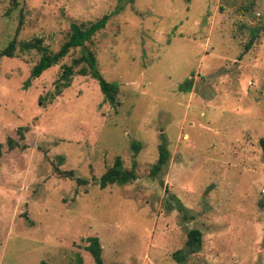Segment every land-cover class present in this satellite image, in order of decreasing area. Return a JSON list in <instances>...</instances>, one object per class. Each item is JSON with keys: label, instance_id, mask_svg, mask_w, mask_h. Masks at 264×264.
<instances>
[{"label": "rangeland", "instance_id": "1", "mask_svg": "<svg viewBox=\"0 0 264 264\" xmlns=\"http://www.w3.org/2000/svg\"><path fill=\"white\" fill-rule=\"evenodd\" d=\"M102 15L84 45L115 104L89 75L55 89L79 47L33 78L38 52L0 57V264H94L88 236L102 264H264V0H0V49ZM115 156L135 179L100 188Z\"/></svg>", "mask_w": 264, "mask_h": 264}, {"label": "trees", "instance_id": "2", "mask_svg": "<svg viewBox=\"0 0 264 264\" xmlns=\"http://www.w3.org/2000/svg\"><path fill=\"white\" fill-rule=\"evenodd\" d=\"M120 2L127 1L129 3L133 0H118ZM12 4H16L17 0H11ZM120 5H118L119 7ZM117 7V8H118ZM106 21V15H102L93 22L87 24L70 22L68 25V32L66 39L61 42L55 51L49 50V48L42 43V39L38 36H34L27 40L16 41L12 37L8 42L0 49V57H11L15 54V51H30L34 50L39 53V57L33 63L29 70V78L38 76L46 68L56 64L62 57H64L69 50L79 47V54L70 59L68 64H61L58 78L55 80V89L59 90L69 84L70 78L73 74L89 75L98 84V88L103 97L110 104L116 103L117 84L114 82L106 81L99 73L93 52L88 49L84 42L88 41L90 37L99 29L104 26ZM21 14H19L15 32L19 29L21 24ZM26 83V82H25ZM190 80L187 79L181 86L188 88ZM18 137L22 138L21 129L18 128ZM6 144L8 148H12L16 143L7 138ZM259 144L264 147V138L259 139ZM131 147L134 152L138 148L136 142L131 143ZM168 157L167 150L165 148V142H161L157 145V157L155 162L150 167V175H155L162 165L166 162ZM134 163L131 164L129 169L122 167L120 158L115 156L112 164L107 167L98 177L97 183L100 188H104L108 184H125L135 179L134 175ZM87 244L86 250L90 254L94 264H102L100 256V246L96 236H88L85 238ZM200 243V232L197 229H189L186 232V238L184 245L181 249L172 253V256L177 261H182L190 252H194Z\"/></svg>", "mask_w": 264, "mask_h": 264}]
</instances>
